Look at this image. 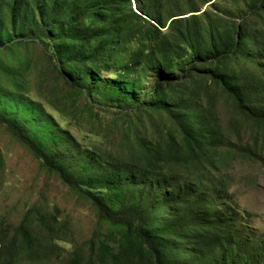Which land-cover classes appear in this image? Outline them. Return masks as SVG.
Listing matches in <instances>:
<instances>
[{"label": "trees", "instance_id": "1", "mask_svg": "<svg viewBox=\"0 0 264 264\" xmlns=\"http://www.w3.org/2000/svg\"><path fill=\"white\" fill-rule=\"evenodd\" d=\"M30 44L74 91L57 110L81 98L85 110L116 109L100 126L106 143L86 149L65 131L44 145L39 129L0 114L108 227L67 264H264V236L244 223L226 174L264 161V0H0V96L26 90L31 65L13 55ZM46 211L29 210L13 235L0 231V264L41 262L43 233L52 247L66 241Z\"/></svg>", "mask_w": 264, "mask_h": 264}, {"label": "rangeland", "instance_id": "2", "mask_svg": "<svg viewBox=\"0 0 264 264\" xmlns=\"http://www.w3.org/2000/svg\"><path fill=\"white\" fill-rule=\"evenodd\" d=\"M203 2L204 0H198ZM215 0H212V2ZM210 3L202 7L204 12ZM134 8L136 3L134 2ZM200 12V13H201ZM6 53L4 57H10ZM20 61L27 58L31 65L29 76L26 79L22 93L3 92L0 96V114L11 117H20L29 125L40 130L44 145L54 146L60 138V132L70 133L76 141L86 149L93 144L104 145L107 129L100 130L113 123L116 119L113 109L105 102L91 105L87 110V100L81 98L76 108L59 111L55 104L67 105L74 93L63 81H57L45 60L40 46L27 45L21 47L13 55ZM141 75L138 69L134 77ZM105 79H116L117 75H105ZM154 77V72L147 74L144 83ZM108 81L104 87H107ZM67 87V88H66ZM16 89V88H15ZM13 90V89H12ZM14 91V90H13ZM26 94L29 104L41 105L43 109L38 113L34 107L22 102L20 95ZM74 98V97H73ZM103 101L106 98H102ZM55 103V104H54ZM101 109L100 124L94 121L93 111ZM96 111V110H95ZM223 116V114H222ZM223 121V118H222ZM225 123V121H223ZM102 128V129H103ZM0 231L14 234L26 213L39 206H44L50 215L57 214L60 224H65V242L55 241L58 246L52 247L43 235V260L29 261L21 257L19 264H67L75 251L85 255L89 241L97 229L108 231L107 225H100L96 211L86 201L79 198L68 186L56 176L44 170L41 163L31 152L16 141L6 127L0 126ZM229 177L228 191L234 197V202L242 214L246 226L251 231L264 236V161H238L226 172ZM43 231V230H42ZM83 250V251H82ZM24 255V254H23Z\"/></svg>", "mask_w": 264, "mask_h": 264}]
</instances>
